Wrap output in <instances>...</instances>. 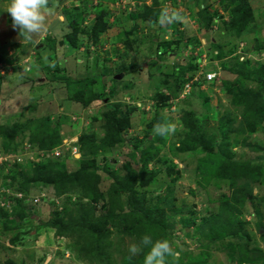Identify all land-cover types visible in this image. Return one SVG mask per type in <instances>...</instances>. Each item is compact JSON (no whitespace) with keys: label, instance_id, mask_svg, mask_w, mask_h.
Listing matches in <instances>:
<instances>
[{"label":"rangeland","instance_id":"rangeland-1","mask_svg":"<svg viewBox=\"0 0 264 264\" xmlns=\"http://www.w3.org/2000/svg\"><path fill=\"white\" fill-rule=\"evenodd\" d=\"M157 2L160 11L164 8L169 13L176 10L184 21L164 26L158 22L141 21L138 12L144 4L152 5L153 0H49L51 12L45 13V30L29 38L12 27V18L7 12L11 0H0V125L21 123L33 117H48L52 125H58L62 140L54 149L63 153V158H56L66 171L74 172L84 160L92 161L97 168L98 189L103 197L96 201L89 196L81 201L90 203L95 216H100L108 209L107 195L114 177L130 175L129 169L137 170L141 165L140 154L132 156L135 154L132 144L139 145L140 149L149 145L154 133L149 131L148 123L159 113L165 124H175L176 131L164 137V144L159 145L161 151L149 162V170H162L154 182L139 189V195L145 197L147 207L164 196L173 203L174 208L165 203L160 206L166 211L165 239L181 252L176 262L264 264V257L239 262L246 250L260 249L264 255V118L258 121L245 106L235 105L229 93L247 89L256 92L260 85L224 68L237 65L236 71L245 74L246 63L264 64V0H251L252 18L240 35L227 31L224 26L231 20L230 10L235 7V3L229 0ZM203 8L213 18L209 29H203L198 22L197 17ZM97 9L107 13L104 21L108 29L93 43L82 31L91 23ZM78 12L81 16L70 14L68 17V13ZM131 15H136V19H130ZM75 28L77 42L72 46L66 36ZM46 38L53 42L47 43ZM133 39L137 44L128 47L126 41L132 42ZM165 42H171V45L166 49L168 54L163 55L162 43ZM190 43L194 45L188 47ZM98 64L103 70L111 71L104 74L101 91L108 95L113 89V79H119L118 92L112 101L125 106L123 110L131 107L133 112L131 127L124 133V142L106 147L86 160L81 158L78 149L74 152L77 139L80 134L90 131L97 137L103 135L101 112L104 107L97 100L88 107L68 100L69 91L64 79L60 78L65 76L76 80L83 73L93 71ZM120 65L136 68L120 78L115 76ZM181 72L186 81L174 94L163 85V81L172 83L171 75ZM209 72H215L216 76L207 83L204 76ZM93 89L95 92L100 90ZM158 95L166 99L162 107H157L161 100ZM188 111L194 113V119L203 129L206 145L212 147L216 143L217 155L201 147L194 150L179 148L178 135L184 132L181 117ZM246 118L255 131L249 132ZM222 123L231 129L229 145L222 140ZM29 134L30 131H25L19 135L15 139L16 147L11 151L5 150L0 136V191L14 193L13 185L5 181L13 165L19 170L15 172L18 174L14 173L17 180L29 178L33 164L45 158L28 142ZM147 135L148 140L145 139ZM171 145L177 147L176 153L171 150ZM50 158L56 159L52 155ZM233 162L249 163L261 173L255 176L249 172L248 179L240 177L235 180V187L250 191L251 198L243 207L236 205L238 211L231 224L235 227L236 222L242 223L249 240L243 234L237 238L218 230L215 239L207 241L201 231L204 220H208L211 213H217L220 201L231 199L235 189L231 187V179L217 174ZM29 190V200H41L35 206L29 205V200L24 203L32 212L27 219L21 221L15 215L9 217L8 225H18L19 228L6 230L0 225V264H120L121 252L129 253L131 244H139L113 230L106 256L102 257L104 262L92 254L84 256L79 252L84 243L77 231L72 236H58L55 229L44 225L49 219L62 216L66 208L72 209L79 200L78 191H69L58 197L51 185L42 182L31 185ZM118 195H121L123 207L129 209L126 203L128 193ZM64 219L67 221L66 216ZM73 225L76 224L73 222ZM220 225L226 229L230 226L229 223L225 225V221Z\"/></svg>","mask_w":264,"mask_h":264},{"label":"trees","instance_id":"trees-1","mask_svg":"<svg viewBox=\"0 0 264 264\" xmlns=\"http://www.w3.org/2000/svg\"><path fill=\"white\" fill-rule=\"evenodd\" d=\"M178 1V0H170ZM230 3H235V7L230 10V18L228 22L224 23L225 29L227 31H233L234 33L240 35L249 24L252 18V7L249 0H229ZM85 5V3H84ZM93 12V11H92ZM160 9L158 8L157 0H153V4L148 6L144 4L140 12H138V17L142 19L141 21H148L149 23H157L160 16ZM81 16V14L68 13V17L71 15ZM94 17L90 24L85 26L83 29V34L87 36L88 40L96 43L99 39V35L104 33L108 28V24L104 21L106 12L103 10H95ZM198 22L203 29H209L213 18L207 13L206 9L203 8L199 12ZM130 19L135 20L136 15H131ZM76 32L77 29L70 35L66 36L67 41L72 46H76ZM155 38V37H152ZM151 39V38H150ZM154 40V39H153ZM148 43L153 44L152 40H148ZM47 43L53 42L50 38H46ZM171 42L162 43L164 50L161 51L163 55L168 54L166 50L170 47ZM200 44V41H196ZM195 43V44H196ZM133 44H137L136 39L132 42L126 41V45L130 47ZM194 45L190 43L188 47ZM132 47V46H131ZM158 51L155 49V54ZM244 68V73L236 71L235 66H225V70L228 72H233L238 76H243L260 85V89L256 92L251 90H240L236 92H229L232 95L233 103L235 105L245 106L248 113H253L258 121L264 118V64H252L246 63ZM136 66L124 67L122 65L118 66L116 69L115 76L120 78L126 73L134 70ZM111 72L107 68L102 69L98 64L93 71L83 73L78 79L66 78L64 76L60 79H64L66 87L69 91L68 100L74 101L80 104L82 107H88L93 101H100L103 105V111L101 112L103 135L97 137L95 132L90 131L87 134H80L77 142V149L81 153V158H93L96 154L104 150L106 147H112L117 143L124 142V133L127 129L131 127L130 115L133 109L127 107L123 110V106L118 101H112L115 94H117V85L120 83L118 80L113 79V89L108 95H104L101 89L103 88V77L104 74ZM184 73L176 74V76L171 75L172 83L168 80L163 81L165 85L172 93L176 94L182 88V85L186 81L184 78ZM54 78V77H52ZM1 79V77H0ZM195 85H199L196 83ZM93 88L100 89L99 92H95ZM226 89H230L225 87ZM160 100L157 107H162L166 102L163 95H158ZM260 102V103H259ZM259 103V104H258ZM247 114V118H249ZM246 118V124L249 128V132L255 131L253 124L249 122ZM92 120H96L93 118ZM225 120V118H224ZM156 124H165V119L159 113H156L150 123H148L149 131L153 132V127ZM33 125H35L33 127ZM181 125L184 132L178 135L179 137V148L182 150H194L196 147H201L202 150L209 152L210 154L217 155V146L214 144L212 147L206 145L203 139V129L198 125V120L194 119V113L185 112L181 117ZM58 125H52L48 117H43L42 119H27L25 122L15 121L11 124H1L0 125V136L3 141L5 150L11 151L16 147V138L24 133L25 131H30L28 142L36 147L40 151H45L48 155L49 152L54 149L62 140L58 129ZM221 134L222 140L225 144L229 145V133L231 129L226 125L221 124ZM149 135V133H148ZM148 135L145 137L148 140ZM151 136V135H150ZM165 141L164 137L153 134L152 140H149V145L140 149L139 145L132 144L135 149L136 157L140 154L141 165L137 170L129 169L130 175L125 177H114L110 190L108 191L107 203L108 209L104 215L95 216V212L91 207L90 203H82L81 199L92 197L94 200H98L103 197L98 189V180L100 179L97 172V168L92 161H82L79 167L74 172H67L64 165L60 162L63 155L52 159L50 156H45V158L33 164L32 175L29 178H20L17 180L14 173L19 171L16 165L12 166V171L10 175L5 177V181L10 182V186L13 185L14 192L22 193L24 198L28 195L30 187L33 184L42 182L43 184L51 185L53 187L54 194L58 197L64 195L69 191H78L79 200L72 207V209H65L63 215H59L55 219H49L45 226L55 229L58 236H72L75 231L79 233L80 237L83 239V245L79 247V252L86 255H94L99 258L98 260L104 262L103 256H106V248L110 245V236L113 230L116 233L122 235V237L127 236L135 239L138 243L141 237L145 234L150 235L153 241L161 240L166 238V211L164 207L160 205L165 203L168 207L174 208L173 203L168 200L165 196L161 197L156 204L147 207L145 197L139 195V189L145 188L154 182L156 176L161 172V168L151 171L148 169V164L154 157L159 154L161 148L159 145H163ZM175 148V149H174ZM176 148L171 145V150L176 153ZM36 149V150H37ZM181 150V149H180ZM49 157V158H48ZM219 177L225 179H231V187H234L231 199H222L218 204L219 211L215 214L210 215L208 220L202 224V233L205 235L207 241L215 239L217 236V231L223 232L222 234H227L229 236H234L237 238L243 237V235L249 240L247 233L243 230L242 223L236 222V226L233 227L231 220L234 219L235 213L238 211L237 206L243 207L245 202L250 200L251 192L245 191L244 187L236 188L235 180L242 177L246 180L249 178V172L251 175L259 176L260 170L257 167H251L249 163H230L226 168L222 169ZM18 174V173H15ZM127 192V200L129 209H125L120 201V193ZM141 196V197H140ZM23 200H18L15 198V204L12 207L11 212L6 209H0V225L6 230L19 228L18 225L12 227L8 225L7 220L11 216H16L19 220H25L27 217L32 216V212L27 209V205L24 204ZM71 202V201H69ZM25 210H24V208ZM31 208V207H30ZM126 211H125V210ZM67 217V221L64 217ZM225 221L230 224L228 229L221 227L220 223ZM76 225L72 226V223ZM226 229V230H225ZM243 234V235H242ZM12 242V241H11ZM149 251V248H144L143 251L129 259V253L121 252L120 264H143L144 255ZM246 255L250 254L248 257L244 254L241 256L240 263L247 261H254L264 257L263 252L259 249H251V251L246 250ZM169 261L172 259L168 258ZM175 264H179L175 262ZM187 264H199L197 261L188 260Z\"/></svg>","mask_w":264,"mask_h":264},{"label":"clouds","instance_id":"clouds-1","mask_svg":"<svg viewBox=\"0 0 264 264\" xmlns=\"http://www.w3.org/2000/svg\"><path fill=\"white\" fill-rule=\"evenodd\" d=\"M48 4L49 0H11L7 12L12 18L13 29L18 28L29 38L32 34L45 30V13L51 12ZM184 19L178 11L172 10L169 13V10L164 8L158 18V24L164 26L173 22H183ZM175 131V124L170 123L156 124L153 127V133L161 137L174 134ZM144 248H149V251L144 255L143 264H175L181 256V252L175 250L167 239L153 241L150 235L145 234L141 237L139 244L133 243L129 246V259L139 255ZM169 257L172 258L171 261H169Z\"/></svg>","mask_w":264,"mask_h":264},{"label":"built area","instance_id":"built-area-1","mask_svg":"<svg viewBox=\"0 0 264 264\" xmlns=\"http://www.w3.org/2000/svg\"><path fill=\"white\" fill-rule=\"evenodd\" d=\"M215 76H216L215 72H209V73H207L205 75V81L211 82V81L214 80ZM185 88L187 89V88H189V86L186 84ZM185 92L188 93L189 89L187 91H185ZM74 152H76V148H75ZM36 153L39 154L41 157L42 156H51L52 155L54 158L60 157V156L63 155V153L61 151H58L57 149H52L49 152V155L45 151H37ZM15 198L18 199V200H23L24 199V201H23L24 203L29 200L28 197L24 198V195L22 193H18V192L8 193L7 190L0 191V209H6L7 211L11 212L12 207L15 204ZM40 200L39 199H33L32 201L29 200L30 202H28V204L31 205V206H33V205L35 206V204L39 203ZM42 201L44 202L43 198H42Z\"/></svg>","mask_w":264,"mask_h":264},{"label":"crops","instance_id":"crops-1","mask_svg":"<svg viewBox=\"0 0 264 264\" xmlns=\"http://www.w3.org/2000/svg\"><path fill=\"white\" fill-rule=\"evenodd\" d=\"M249 2H250V4L252 3L251 0H249ZM251 7H253L252 4H251Z\"/></svg>","mask_w":264,"mask_h":264}]
</instances>
